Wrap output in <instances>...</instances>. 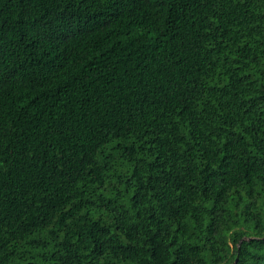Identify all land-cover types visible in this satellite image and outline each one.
<instances>
[{
    "label": "trees",
    "instance_id": "16d2710c",
    "mask_svg": "<svg viewBox=\"0 0 264 264\" xmlns=\"http://www.w3.org/2000/svg\"><path fill=\"white\" fill-rule=\"evenodd\" d=\"M0 264H264V0H0Z\"/></svg>",
    "mask_w": 264,
    "mask_h": 264
}]
</instances>
